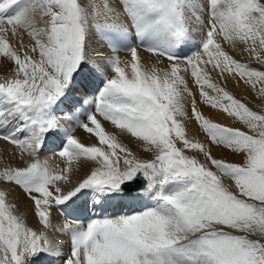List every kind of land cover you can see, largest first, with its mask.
I'll list each match as a JSON object with an SVG mask.
<instances>
[{
    "label": "snow or ice",
    "instance_id": "1",
    "mask_svg": "<svg viewBox=\"0 0 264 264\" xmlns=\"http://www.w3.org/2000/svg\"><path fill=\"white\" fill-rule=\"evenodd\" d=\"M251 60L264 66V0H0V140L23 165L0 168V264H264V112L222 86L264 99ZM81 77L94 95L63 107ZM52 139L60 163L40 159ZM82 197L99 211L53 223Z\"/></svg>",
    "mask_w": 264,
    "mask_h": 264
},
{
    "label": "bare ground",
    "instance_id": "2",
    "mask_svg": "<svg viewBox=\"0 0 264 264\" xmlns=\"http://www.w3.org/2000/svg\"><path fill=\"white\" fill-rule=\"evenodd\" d=\"M24 43L27 44L29 43L28 37L25 36L24 39ZM93 46L94 47H99L105 56H109V55H119L121 57L122 54L121 51L118 53H112L106 46H103L102 43L98 40H94L93 41ZM241 45H237V51L235 53H233V55L239 59L240 51L239 49L241 48ZM142 56L145 59V62L147 64H151L154 62V58L150 56V54L148 53H141ZM127 57V56H125ZM122 59V58H121ZM123 60V59H122ZM11 65L8 64L7 62H4V68H10ZM6 72L3 70H0V76L5 75ZM213 78L216 79L215 74H213ZM80 80V79H78ZM92 80H89L88 84L85 83V85H80L81 83H77V85H75V89L72 88L70 89L69 93H68V99L71 95H73V102L77 103H82L84 100L90 98L91 96L94 95L93 92V87H94V83ZM226 81L229 83L230 88L234 89L232 91L236 92H241L243 89V83L240 82L238 79H234L233 77H227ZM83 82V81H81ZM223 86V85H222ZM79 87V88H78ZM88 87H90L91 89L89 90ZM190 87H193V91H195V88L193 85H191L190 82ZM226 87V86H225ZM79 90H84L83 93L79 92ZM241 90V91H240ZM73 91V92H72ZM72 92V93H71ZM233 94V92H231ZM237 93V92H236ZM244 97V96H243ZM197 99L199 100V97L197 96ZM242 99V98H241ZM186 104L188 103V98L185 97V101ZM69 102H67V99L64 101V106L66 108H71L69 107ZM85 107H87V105H85ZM198 107L200 108L201 111L204 112V114L209 117L210 119H213L216 122L219 123H224L227 124L229 126L233 125V123L231 122H226L229 117H227L225 114L218 112L217 110H213L210 107L203 105V104H199L198 103ZM81 119H84V116H81ZM231 121V120H229ZM64 126L65 127H73L75 128V125H70L67 122H64ZM106 127L109 130L111 129L110 125L106 124ZM79 129V128H78ZM187 130H188V136L189 138H197L200 139L202 141H204L207 144V138L204 135V133L199 129V126L196 124V122L194 120L192 121H188L187 122ZM74 135H76L82 142L89 144V143H94L95 140L93 138H91L89 136V134H87L86 132H84L82 129L76 130L73 132ZM125 142L130 143V146H132L135 150V144L131 143L129 141V139L127 137L124 138ZM55 139H52V141H49V143L46 145V149L47 148H51L48 147L49 144L52 146H56L55 141H53ZM16 150L14 149V147L10 144H8L6 141L4 140H0V168H3L4 166L7 165H11L12 167H16V166H23L22 163L19 161L18 158H16L13 153ZM212 151L213 154L217 157H224L226 159H228L229 161L231 160H235L236 155H234L233 153L228 152L227 150L221 149V148H217L212 146ZM201 158V157H200ZM40 159L44 160V159H49L50 162L53 161V159H55V163H60L58 158H55L54 155H52V153H49L48 151L43 153L42 156H40ZM73 179L75 180L76 177L74 176ZM17 194H19V189H16ZM118 208L115 209V211ZM99 209H94L93 208V203H92V199L89 197H82L79 201H78V205L77 206H71V207H65V206H54L52 208V219H53V223L57 224L58 226L62 227L63 224L65 222H70L72 218L74 217H84V216H91L93 212H98ZM30 223L31 224H35V218L32 217L30 218ZM50 237L54 240V241H59L61 243V245L63 246V250L65 252H67L68 250V244L70 243V237L68 235H64V234H60V233H55V232H51L49 233ZM57 261L54 262V264H56ZM60 264V263H58Z\"/></svg>",
    "mask_w": 264,
    "mask_h": 264
},
{
    "label": "rangeland",
    "instance_id": "3",
    "mask_svg": "<svg viewBox=\"0 0 264 264\" xmlns=\"http://www.w3.org/2000/svg\"><path fill=\"white\" fill-rule=\"evenodd\" d=\"M120 54H122L121 55V58L122 59H126L127 57H125V56H127V53L125 52V51H121V53ZM239 59L242 61V62H249V60H250V58H249V56L245 53V54H243V56H239ZM167 63V61H165V64ZM251 66L252 67H255V68H261V67H264V66H261V65H258V64H256V62L254 61V60H251ZM89 80L90 79H87V78H84V77H81L80 78V80H77L75 83H74V85H73V88L75 89V85H77V83H81L80 85H85V83L86 84H88V82H89ZM81 81H83V82H81ZM92 82V81H91ZM243 83V82H242ZM222 85L223 86H226V89L228 90V91H230V92H233V95L237 98V99H240L242 102H244V103H246L249 107H251L253 110H255V111H259V112H264V99H262V98H257L254 94H253V92H252V90L249 88V87H247L244 83L242 84L243 85V89H242V91L241 92H238V91H236V92H234V91H232V90H234V89H232V88H230V86H229V83L226 81V80H224L223 82H222ZM79 88V87H78ZM88 89L90 90L91 88L90 87H88ZM78 91L79 92H81V93H83L84 92V90H79L78 89ZM73 92V91H72ZM71 92V93H72ZM244 96V97H243ZM72 98H73V95H71L70 97H69V99L67 98V102H69L70 104H69V107H71L73 104H76L75 102H73V100H72ZM242 98V99H241ZM229 120H231V121H229ZM226 122H231V123H233V125H231V126H237V127H240V125L237 123V122H235V121H233L231 118H229ZM76 130V132H77V130H79L78 128H76L75 129ZM50 141H52V140H50ZM53 141H55V144H57V141L56 140H53ZM48 147H51V148H47L45 151H43L42 152V154H41V156L43 155V153H45V152H49V153H52V155H54L55 154V152H56V150H57V148H56V146H52V145H50L49 144V146ZM215 147V146H214ZM235 155V154H234ZM236 158L237 159H235V160H231L232 162H237V163H239L240 162V156H238V155H236ZM201 159H203V156L201 155ZM225 184L226 185H228V186H230V188L232 189V190H235L234 189V184H233V182L231 181V180H225ZM116 211H118V209L116 210ZM58 263H60V261H57L56 262V264H58Z\"/></svg>",
    "mask_w": 264,
    "mask_h": 264
},
{
    "label": "crops",
    "instance_id": "4",
    "mask_svg": "<svg viewBox=\"0 0 264 264\" xmlns=\"http://www.w3.org/2000/svg\"><path fill=\"white\" fill-rule=\"evenodd\" d=\"M251 238H257V237L253 236V237H251Z\"/></svg>",
    "mask_w": 264,
    "mask_h": 264
}]
</instances>
